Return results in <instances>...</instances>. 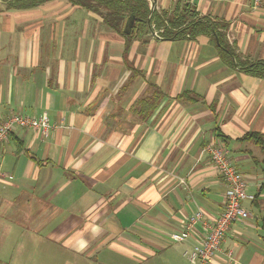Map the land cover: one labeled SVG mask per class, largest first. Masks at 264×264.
I'll use <instances>...</instances> for the list:
<instances>
[{"label": "crops", "instance_id": "crops-1", "mask_svg": "<svg viewBox=\"0 0 264 264\" xmlns=\"http://www.w3.org/2000/svg\"><path fill=\"white\" fill-rule=\"evenodd\" d=\"M150 9L153 0H147ZM0 0V124L39 118L0 144V264H188L226 186L206 146L246 184L248 217L211 264H264V77L225 62L216 41L124 36L67 0ZM220 25L242 62L264 61V0H155ZM152 30L157 34L152 26Z\"/></svg>", "mask_w": 264, "mask_h": 264}, {"label": "trees", "instance_id": "trees-1", "mask_svg": "<svg viewBox=\"0 0 264 264\" xmlns=\"http://www.w3.org/2000/svg\"><path fill=\"white\" fill-rule=\"evenodd\" d=\"M53 0H9L8 6H18L22 9H31ZM73 6L98 15L103 23L112 30L123 34V25L128 16H134L135 26L129 35L154 33L158 38L190 39L198 36H208L215 41L222 59L233 64L240 72L264 77V61L242 62L238 60L233 49L226 44L222 34L219 33L220 25L210 18L198 17L192 6L186 4L181 9H175L170 14L150 12L147 0H67ZM125 36V34H124Z\"/></svg>", "mask_w": 264, "mask_h": 264}, {"label": "built area", "instance_id": "built-area-1", "mask_svg": "<svg viewBox=\"0 0 264 264\" xmlns=\"http://www.w3.org/2000/svg\"><path fill=\"white\" fill-rule=\"evenodd\" d=\"M260 1L254 0V4L257 6ZM153 36L158 38L156 33H153ZM27 127L37 130L45 136L51 125L46 114H43L39 118L11 114L0 124V144L7 140L15 128ZM205 150L209 154L211 164L223 178L226 193L223 209L216 219H205L203 212L197 210L188 219L183 232L172 233L170 235L173 241L180 242L190 235L196 224L202 225L204 231L202 240L183 253L188 264H211L231 224L248 217V213L241 205L242 199L245 196L246 184L236 168L231 165L227 152L212 145L206 146Z\"/></svg>", "mask_w": 264, "mask_h": 264}, {"label": "water", "instance_id": "water-1", "mask_svg": "<svg viewBox=\"0 0 264 264\" xmlns=\"http://www.w3.org/2000/svg\"><path fill=\"white\" fill-rule=\"evenodd\" d=\"M154 8H155V0H153L152 2V7L150 10L151 13L154 11ZM135 22H136V19L134 16H128L123 25V30H122L123 34L129 35L132 31V28L135 26ZM215 41L219 45V41L217 38H215Z\"/></svg>", "mask_w": 264, "mask_h": 264}]
</instances>
